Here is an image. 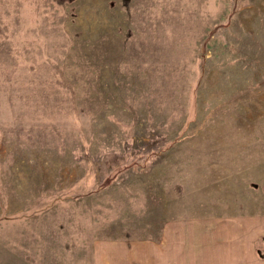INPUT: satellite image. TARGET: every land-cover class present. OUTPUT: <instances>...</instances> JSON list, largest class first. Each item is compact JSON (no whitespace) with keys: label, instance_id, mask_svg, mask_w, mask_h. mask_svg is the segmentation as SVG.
<instances>
[{"label":"rangeland","instance_id":"obj_1","mask_svg":"<svg viewBox=\"0 0 264 264\" xmlns=\"http://www.w3.org/2000/svg\"><path fill=\"white\" fill-rule=\"evenodd\" d=\"M223 263L264 264V0H0V264Z\"/></svg>","mask_w":264,"mask_h":264},{"label":"crops","instance_id":"obj_2","mask_svg":"<svg viewBox=\"0 0 264 264\" xmlns=\"http://www.w3.org/2000/svg\"><path fill=\"white\" fill-rule=\"evenodd\" d=\"M238 234H241V233H237V235ZM221 236V238H227V237H229L228 236V233L227 232H225L224 234H220ZM245 235H247V233L245 232V234H244V236ZM243 235H241L240 237H238L236 240H238V241H240V243H242L240 246L242 247V245H243V243L245 242L244 241V239H243V237H244ZM237 244H235L234 246H236ZM180 247H184V244H183V241L181 242V245H180ZM220 247H222V245H220ZM210 252H212L211 251V249H210ZM213 253V252H212ZM219 255H224V253L223 252H219ZM240 259H241V257H240ZM223 264H228V263H223Z\"/></svg>","mask_w":264,"mask_h":264}]
</instances>
